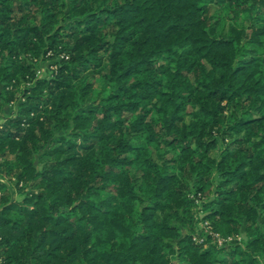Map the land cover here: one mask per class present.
<instances>
[{
    "label": "trees",
    "instance_id": "16d2710c",
    "mask_svg": "<svg viewBox=\"0 0 264 264\" xmlns=\"http://www.w3.org/2000/svg\"><path fill=\"white\" fill-rule=\"evenodd\" d=\"M262 48L264 0H0L2 264H264Z\"/></svg>",
    "mask_w": 264,
    "mask_h": 264
},
{
    "label": "rangeland",
    "instance_id": "374dc122",
    "mask_svg": "<svg viewBox=\"0 0 264 264\" xmlns=\"http://www.w3.org/2000/svg\"><path fill=\"white\" fill-rule=\"evenodd\" d=\"M213 16H214V21L216 19L220 20L221 26L219 27V30L222 29V25L225 26L226 29L235 22H240L241 18L240 17H234L233 13L229 11V9L226 8H213ZM262 52H264V48L261 49ZM169 58L166 59L165 62H167ZM51 68H56V66L52 65L51 61L44 62L41 67L37 70V73L39 75H43L46 73L49 69ZM101 87L100 83H97L95 88L98 91ZM22 100V98H21ZM20 100V101H21ZM17 106V103L12 102L11 104H5L3 106V109L0 111V124L4 122V118L6 116L11 115V113L15 110ZM41 153V151L39 152ZM37 154V156L39 155ZM217 152L213 151L212 155H216ZM0 179L5 183L6 187L9 189V191L12 193V199L13 200H22L23 196H21L16 188L15 181L13 179L7 178L4 176V172H0ZM5 190L2 191V194H5ZM198 203V222H197V232H196V238L195 240L199 243H202L204 247H208L211 243H217L218 247H222L225 242H232V241H243L246 239V236L243 231H240L239 234L236 236L233 235H223L218 232H216L212 225L211 221L208 219H204V216L206 215V211L201 210V199L196 201ZM183 232H187V229H184ZM209 238H208V237Z\"/></svg>",
    "mask_w": 264,
    "mask_h": 264
},
{
    "label": "built area",
    "instance_id": "2783aa9c",
    "mask_svg": "<svg viewBox=\"0 0 264 264\" xmlns=\"http://www.w3.org/2000/svg\"><path fill=\"white\" fill-rule=\"evenodd\" d=\"M2 262H3V247L0 244V264H2Z\"/></svg>",
    "mask_w": 264,
    "mask_h": 264
}]
</instances>
